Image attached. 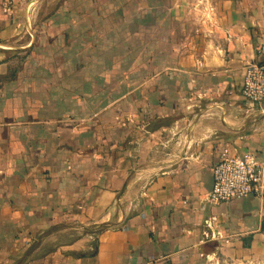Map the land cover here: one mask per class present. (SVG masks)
<instances>
[{
	"label": "crops",
	"instance_id": "crops-1",
	"mask_svg": "<svg viewBox=\"0 0 264 264\" xmlns=\"http://www.w3.org/2000/svg\"><path fill=\"white\" fill-rule=\"evenodd\" d=\"M241 1L0 0V264H264L262 40Z\"/></svg>",
	"mask_w": 264,
	"mask_h": 264
},
{
	"label": "built area",
	"instance_id": "built-area-1",
	"mask_svg": "<svg viewBox=\"0 0 264 264\" xmlns=\"http://www.w3.org/2000/svg\"><path fill=\"white\" fill-rule=\"evenodd\" d=\"M242 95L252 104L264 102V47L262 59L250 63L244 75ZM264 195V166L254 151L242 153L222 148L213 166V187L209 199L214 203Z\"/></svg>",
	"mask_w": 264,
	"mask_h": 264
},
{
	"label": "rangeland",
	"instance_id": "rangeland-1",
	"mask_svg": "<svg viewBox=\"0 0 264 264\" xmlns=\"http://www.w3.org/2000/svg\"><path fill=\"white\" fill-rule=\"evenodd\" d=\"M235 1V0H234ZM241 1L248 19L254 23L253 28L257 30L259 38L264 46V0H236Z\"/></svg>",
	"mask_w": 264,
	"mask_h": 264
}]
</instances>
